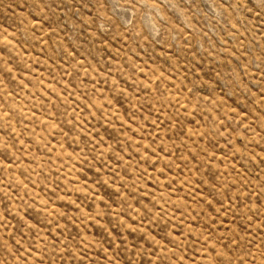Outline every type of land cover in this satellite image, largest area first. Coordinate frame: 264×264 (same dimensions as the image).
<instances>
[{"label":"rangeland","instance_id":"obj_1","mask_svg":"<svg viewBox=\"0 0 264 264\" xmlns=\"http://www.w3.org/2000/svg\"><path fill=\"white\" fill-rule=\"evenodd\" d=\"M0 264H264V0H0Z\"/></svg>","mask_w":264,"mask_h":264}]
</instances>
